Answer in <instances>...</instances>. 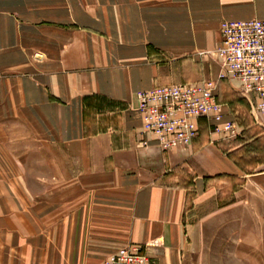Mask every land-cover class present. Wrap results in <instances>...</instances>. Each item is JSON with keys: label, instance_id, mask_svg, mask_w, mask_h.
I'll list each match as a JSON object with an SVG mask.
<instances>
[{"label": "crops", "instance_id": "crops-1", "mask_svg": "<svg viewBox=\"0 0 264 264\" xmlns=\"http://www.w3.org/2000/svg\"><path fill=\"white\" fill-rule=\"evenodd\" d=\"M250 20L264 0H0V264H98L127 244L158 264L242 262L228 231L264 190L260 99L238 94L250 126L221 103L164 152L135 94L215 79L220 23ZM228 122L234 140L214 132Z\"/></svg>", "mask_w": 264, "mask_h": 264}, {"label": "built area", "instance_id": "built-area-1", "mask_svg": "<svg viewBox=\"0 0 264 264\" xmlns=\"http://www.w3.org/2000/svg\"><path fill=\"white\" fill-rule=\"evenodd\" d=\"M219 32L220 47L203 54L217 62L219 72L215 79L155 87L135 94L137 110L143 115V132L154 136L164 152L189 148L197 138L199 120L220 121V82L238 83V92L245 99L256 94L260 103L252 112L264 113V21H222ZM233 124H224L222 130L214 126V132L222 131L234 140L240 134ZM98 264L158 263L140 247L127 244Z\"/></svg>", "mask_w": 264, "mask_h": 264}, {"label": "rangeland", "instance_id": "rangeland-1", "mask_svg": "<svg viewBox=\"0 0 264 264\" xmlns=\"http://www.w3.org/2000/svg\"><path fill=\"white\" fill-rule=\"evenodd\" d=\"M214 69L216 68L214 67ZM218 72L219 71L216 69V76ZM229 85V82H223L221 86H218L217 102L219 104H228L231 113L234 115L235 123L239 128L244 129L250 126L247 107L241 100L239 92H231L229 90ZM249 196L250 197H246L245 199L246 204L243 209L244 212L240 209L241 213H239L238 229L230 225L228 235L230 239L239 240L243 243L242 246L240 244L238 248L240 255L242 254L244 256V260L242 262H237V264H264V190L261 193L258 192L255 186H252ZM229 198V200H231V197ZM233 245L234 244L230 240L229 255L235 252L234 248L236 246Z\"/></svg>", "mask_w": 264, "mask_h": 264}]
</instances>
